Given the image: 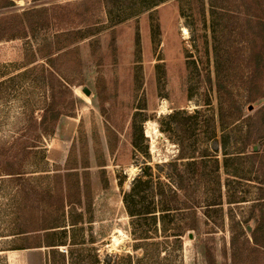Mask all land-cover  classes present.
Returning a JSON list of instances; mask_svg holds the SVG:
<instances>
[{
    "label": "rangeland",
    "instance_id": "obj_1",
    "mask_svg": "<svg viewBox=\"0 0 264 264\" xmlns=\"http://www.w3.org/2000/svg\"><path fill=\"white\" fill-rule=\"evenodd\" d=\"M10 1L11 6L3 8L4 0H0V17L31 7L73 6L65 14L55 11L61 25L33 30L27 23L23 37L0 42V146L16 139L33 143L34 131H24L33 128L51 101L49 70L53 63L79 100L65 110L67 115L60 118L55 135L44 139L48 162L37 171L67 166H77L81 173L88 171L93 212L88 221L93 223L86 225L84 236L93 238L101 252L131 250L123 193L141 173V162L147 157L145 145L152 164L176 158L180 148L161 132V119L176 110L202 109L218 115L221 92L227 101L226 137L221 139L217 116V142H201L200 149L208 142L218 149L212 154L220 161L223 211L214 209L207 216L201 204L199 227L192 238L185 239L184 260L185 264H264V139L257 143L262 158H257L255 165L249 158L252 146L246 148L248 155L241 161L228 162V187L223 163L224 151L235 155L243 150L239 129L233 123L244 126L245 119L264 106V98L250 104L246 100L247 56L253 46L264 44L261 28L247 23L244 12L249 8L241 6V0H214L227 11L225 46L217 62L209 0H167L127 18L118 9L109 14L102 5V9L99 5L78 9V4L87 0ZM57 49L63 54L50 59ZM262 49L264 54V45ZM258 76L263 80L264 71ZM56 87L59 95L62 93L57 101L70 103L58 83ZM84 87L91 90L90 96L83 93ZM135 118L137 123L145 121L140 153L133 146ZM136 137L140 138L139 133ZM208 165L215 175L217 163L210 160ZM237 169L240 178L232 174ZM25 170L36 171L33 157L25 161ZM33 175L0 179V264L46 263V248L10 250L28 247L19 234L26 230L18 213L20 203L36 207L48 202L38 193L50 187V178L38 172ZM18 187L28 189L27 199ZM228 196L247 202L230 204ZM254 239L260 245H255Z\"/></svg>",
    "mask_w": 264,
    "mask_h": 264
},
{
    "label": "trees",
    "instance_id": "obj_2",
    "mask_svg": "<svg viewBox=\"0 0 264 264\" xmlns=\"http://www.w3.org/2000/svg\"><path fill=\"white\" fill-rule=\"evenodd\" d=\"M165 1L167 0H87L78 4V9L94 5H99L102 9V5L104 10L107 8L109 14H114V9H118L119 14L121 16L124 14V18H127L137 12L139 14L152 10ZM209 1L214 51L218 62L220 51L225 46L224 16L227 11L220 9L214 0ZM11 4L12 1L4 0L2 7H10ZM240 5L249 8L246 13L244 12L247 23L261 28L260 33L264 42V3L261 0H241ZM68 7L73 6L31 7L20 13L1 16L0 42L5 39L23 37L26 34L24 32L27 30V23H30L33 30L61 25L62 21L56 18L55 11L65 14ZM35 16H38L37 19L32 20ZM254 45L257 46V44ZM263 45L256 48L253 46L247 56L245 91L249 104L257 101L258 98H264V79L259 80L258 76L259 72L264 71ZM62 51L57 49L52 52L50 59L60 56L63 54ZM41 68L44 69L45 66ZM49 73L52 80L51 101L42 111L39 120L35 121L33 128L24 131V134L30 130L34 131L33 143L16 139L12 143L0 146V179L8 177L20 180L33 177L35 176L33 174L38 172L46 174L51 180L50 187L38 193L39 195L42 193L43 198L48 199L45 205L33 207L20 203L18 213L25 220L26 230L19 234L25 237L23 240L28 242V247L19 246L10 250L46 248L45 264H185V239L198 229L201 208L204 206L207 216L214 209L223 211L222 186L224 184L218 176L220 161L217 154H212L217 153L218 149L214 150L208 142L207 147L202 150L200 144L211 139L212 142H217L219 136L216 126L217 116L220 121L221 139L226 137L228 110L224 106L227 103L224 95L219 93L221 103L218 115L209 114L210 111L202 109L176 110L161 119L159 122L161 132L171 143L180 148L179 154L170 161L152 164L148 145H145L147 157L141 162V173L134 178L129 190L123 193V204L129 218L131 250L106 253L95 246L97 242L93 238L88 240L84 236L86 225L93 223L88 221L93 218L92 190L88 171L81 173L77 166H67L65 169L54 171H37L43 169V165L48 162V149L44 139L55 135L60 118L67 115L65 110L75 106L79 100L72 85L58 76L53 63ZM56 83L60 85L61 92L68 94L66 97L70 103L67 105L57 101L59 93ZM256 93L259 95H255ZM245 121L247 123L244 126L241 122L233 123L235 129H239L243 150L235 155L228 151L223 153L225 172L228 174L226 187L230 184L229 161H241L248 155L246 151L248 146L253 147L249 158L253 159L254 165L257 158H262L256 147L257 143L264 139V106L258 109L255 115L248 116ZM143 122L137 123L136 118L133 122L135 129L133 146L139 153L145 139ZM258 122L260 125L257 127ZM256 128L257 131H255ZM138 133L140 138L136 137ZM29 157H33L36 162L35 172L29 173L25 170V161ZM210 160L217 163L215 175L208 170ZM88 168L89 166H85L86 170ZM232 174H235L237 178L242 176L238 169ZM213 186L218 188V195H215ZM17 189L21 192L23 199H27L25 197L28 196V189L26 187ZM199 192L202 194L201 199ZM227 200L230 204L247 202L245 198L236 199L231 196H228ZM230 218L233 222L234 219ZM231 226L234 230L235 225ZM254 240L255 245H260L256 239ZM261 248L264 250L263 247Z\"/></svg>",
    "mask_w": 264,
    "mask_h": 264
},
{
    "label": "water",
    "instance_id": "obj_3",
    "mask_svg": "<svg viewBox=\"0 0 264 264\" xmlns=\"http://www.w3.org/2000/svg\"><path fill=\"white\" fill-rule=\"evenodd\" d=\"M83 93H85L87 96H90L91 95V90L89 88H87V87H84L83 88ZM250 109H253V107H250ZM192 237H193V235L191 234L190 238H192ZM106 252L108 253L110 251L106 250Z\"/></svg>",
    "mask_w": 264,
    "mask_h": 264
},
{
    "label": "crops",
    "instance_id": "obj_4",
    "mask_svg": "<svg viewBox=\"0 0 264 264\" xmlns=\"http://www.w3.org/2000/svg\"><path fill=\"white\" fill-rule=\"evenodd\" d=\"M12 264V263H11Z\"/></svg>",
    "mask_w": 264,
    "mask_h": 264
}]
</instances>
